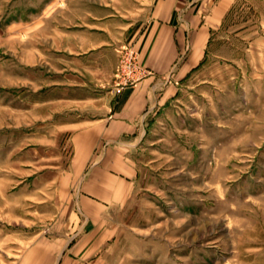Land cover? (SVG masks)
<instances>
[{
    "label": "rangeland",
    "instance_id": "rangeland-1",
    "mask_svg": "<svg viewBox=\"0 0 264 264\" xmlns=\"http://www.w3.org/2000/svg\"><path fill=\"white\" fill-rule=\"evenodd\" d=\"M148 1L0 0V264L71 235V129L119 99L111 52L71 55L51 24L104 11L127 26ZM217 39L138 145L121 149L137 187L109 213L113 239L93 264H264V0L239 3Z\"/></svg>",
    "mask_w": 264,
    "mask_h": 264
},
{
    "label": "crops",
    "instance_id": "crops-1",
    "mask_svg": "<svg viewBox=\"0 0 264 264\" xmlns=\"http://www.w3.org/2000/svg\"><path fill=\"white\" fill-rule=\"evenodd\" d=\"M244 1L251 0H149L146 17L127 26L104 11L67 12L71 18L81 16L82 24H51L50 29L64 34L71 55L111 52L113 86L116 52L123 45L132 46L154 75L124 91L105 117L72 127L73 157L61 177L78 189L71 235L37 242L20 264H93L103 259L115 229L109 213L123 210L137 187L136 169L121 149L138 145L154 118L205 63L226 21ZM53 43L56 47L57 38Z\"/></svg>",
    "mask_w": 264,
    "mask_h": 264
},
{
    "label": "built area",
    "instance_id": "built-area-1",
    "mask_svg": "<svg viewBox=\"0 0 264 264\" xmlns=\"http://www.w3.org/2000/svg\"><path fill=\"white\" fill-rule=\"evenodd\" d=\"M117 54L118 65L113 92L120 97L124 91L136 87L154 73L141 62L139 53L132 46H121L117 49Z\"/></svg>",
    "mask_w": 264,
    "mask_h": 264
}]
</instances>
